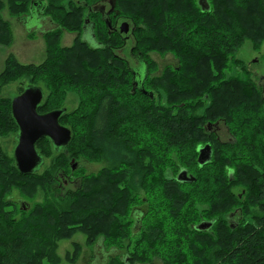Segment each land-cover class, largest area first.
<instances>
[{"label":"trees","instance_id":"16d2710c","mask_svg":"<svg viewBox=\"0 0 264 264\" xmlns=\"http://www.w3.org/2000/svg\"><path fill=\"white\" fill-rule=\"evenodd\" d=\"M93 1L48 0L60 29L45 37L47 58L39 65L9 58L0 74V89L15 79L38 86L42 81L49 92L39 111L66 108L60 96L68 89L81 99L60 117L71 129L69 143L61 149L48 137L37 143L44 160L55 154L43 173H21L0 146V264H58L57 240L77 231L87 234L89 245L112 251L103 264H156L155 257L161 264H264V94L253 76L225 74L230 54L245 39L256 47L264 42L263 0H208L209 10L198 0H117L119 13L135 25L136 49L149 72L144 88L153 97L132 91L128 64L115 54L122 40L109 35L102 21L92 29L99 47L80 36L60 47L62 30L80 32L83 2ZM5 2L16 14L27 11L30 0H0V44L10 45L13 32L1 14ZM151 51L171 52L177 65L150 76ZM161 89L166 103L157 99ZM217 121L229 128L231 141L207 137L203 126ZM10 130H18L11 98L0 95V136ZM206 141L213 156L200 165L197 147ZM175 150L179 158L171 160L168 153ZM72 159L106 165L80 174L75 188L58 193L59 173L75 177L83 170H72ZM182 167L194 181H177ZM211 168L221 190L204 196L200 210L195 200L203 196L191 188L206 183L202 175ZM235 185L244 189L240 196ZM13 188L29 197L41 188L47 198L16 218L17 210H27L10 198ZM233 213L237 225L229 222ZM202 220L214 223L199 230ZM126 239L130 247L123 246ZM79 252L77 245L75 257Z\"/></svg>","mask_w":264,"mask_h":264},{"label":"rangeland","instance_id":"374dc122","mask_svg":"<svg viewBox=\"0 0 264 264\" xmlns=\"http://www.w3.org/2000/svg\"><path fill=\"white\" fill-rule=\"evenodd\" d=\"M264 2V0H263ZM4 18L10 19L11 17L8 14V11L5 10L3 12ZM12 23V29H13V42L10 45H3L0 44V74L2 71H4L7 60L9 58H13L17 60L20 63L23 64H35L39 65L41 64L46 58H47V47H45V42L39 35L38 38L33 33L31 35H26V31L23 29V24L21 22H17L16 24L13 23V19H11ZM27 36V37H26ZM74 34L65 33L62 38L63 44H69L73 39ZM84 37L90 42L95 43L93 37L87 32V34H84ZM29 39V40H28ZM32 39V40H30ZM127 48V50H126ZM123 51V55L127 56L129 59V47H126ZM122 54V53H121ZM231 55V60L229 61V65L225 70L226 76L229 75H239L243 78L255 76L257 75H264V42L261 44V46L256 47L254 45V42L251 39H245L242 45L236 49V51ZM148 59V58H147ZM149 59L152 60L153 66L150 68V76L156 75L162 72L165 67L171 66L174 67L177 65V59L174 57V55L171 52H166L164 54L151 51L149 52ZM256 59V60H255ZM141 64H139L140 72L144 76L146 73V65L143 60H139ZM134 65V63H133ZM156 65V66H155ZM137 69V66L135 67ZM20 80H11L8 83L4 84L0 89V95H3L5 97L13 98L16 96L20 91ZM40 85H43V82H40ZM45 91V97L42 99V102L47 97V94L49 92V89L45 88L44 85L42 86ZM162 96L160 97L157 94L158 101L160 100L163 103H166V96L164 93V90L161 89ZM59 99V96H56ZM61 106L66 107L67 111H74L79 103H80V96L75 90H66L65 93L61 94ZM47 111V110H45ZM196 112L201 113V110H196ZM245 130V129H244ZM16 131L10 130L6 134L0 136V146L2 150L7 153L10 157H13V149L15 145V136ZM229 149H225L224 152L228 153ZM169 151V156H171V160L177 157L179 158V151L176 153ZM187 153V155L191 156L190 151L186 150L183 152V154ZM198 155V154H197ZM230 155V154H229ZM14 158V157H13ZM55 158V154L49 153L45 156V161L41 165V167L38 169L37 173H43L45 170L49 169L53 163V159ZM173 162V161H172ZM81 165L83 167V170L76 174L74 180L75 182H71L67 186H65L63 189L59 187L57 192H64L68 188H75V186L78 184V181L81 176L80 174H89L92 172H97L100 170L104 165H106V162L104 161H87L82 159L81 161L77 162V166ZM179 171H177L175 177L177 176ZM169 173V172H168ZM215 170H209L208 172L203 173V177L209 178L206 183H203L201 180V183L194 188H191V190L194 191V193H197L198 196H203L196 198L195 202L196 205H198V209L202 210V208L205 207L207 202L203 201V199H206V197H211V192L213 193H220V190L218 186L222 184L221 181H217L214 179ZM202 177V178H203ZM62 182V181H61ZM188 188V190H190ZM225 190V189H224ZM233 192H235L237 195L240 196V192L244 191L243 187L240 185H235L232 187ZM143 192V191H142ZM141 192V193H142ZM10 198L19 203V209L21 208L20 204L21 201L26 202L28 204V207L31 205H35L36 203H44L47 195L46 191H44L41 188H38L37 193L33 197L26 196L22 194L18 188H13L11 192ZM201 199L202 201H200ZM28 207H25L27 210ZM12 206H8V209H12ZM24 208V207H23ZM236 208L235 210H237ZM23 209L17 210L14 214L16 218H24L25 213L23 212ZM250 219L249 216L247 218ZM122 221L126 222L127 218L122 217ZM80 246V252L78 257H75V250L76 246ZM128 245V246H127ZM124 247H130L128 244V240H125V243L123 245ZM133 245H131L132 247ZM105 247V246H104ZM108 247V246H107ZM105 247V250L102 245L97 243L96 245H89L87 241V234L82 231L75 232L71 237L69 238H60L56 242V248L55 252L59 257L58 264H103L105 260L107 259L108 255L112 253V251L109 250V248ZM125 251V248L120 250V252L123 254ZM154 261L156 264H161V260L158 257L154 258Z\"/></svg>","mask_w":264,"mask_h":264},{"label":"flooded vegetation","instance_id":"af4514ba","mask_svg":"<svg viewBox=\"0 0 264 264\" xmlns=\"http://www.w3.org/2000/svg\"><path fill=\"white\" fill-rule=\"evenodd\" d=\"M4 1H6V0H4ZM116 1L117 0H94L92 3L83 2V4L87 8V13H86V17L84 18L82 30L80 32H70L67 30H62L59 45H60V47H69L73 44L74 39L77 36H80V38L82 40L87 41L89 46L99 47L101 45L100 40H98L95 37V34L92 32V29L94 28V25L97 24V22L102 21V23L105 25L109 35L113 34L115 36H118L119 39L122 40L121 44H118L116 46L114 45L115 47H119V48L115 49V54L124 57L127 64H128V67L132 73V91L141 90L140 88L142 86L141 82L143 80V75L139 70V68H140L139 64H141L139 62V60L140 59L143 60L142 59L143 56H142L141 52L136 49V45L134 42L135 25L133 24V22L130 19L124 18L123 15H121L119 13V10L117 9V6H116V3H117ZM5 10L8 11L9 16L11 17L10 19L4 18L3 12ZM91 12L98 13L99 15L97 14L96 16L89 17V15H90L89 13H91ZM1 14H2L3 18L10 23L11 29H12V23H11L12 20L11 19H13L14 24H16L17 22H21L23 24V27H24L23 29L26 31V35L29 36L33 33V35L36 36L34 38H38L40 35L41 38L43 39V41L45 42V47H47L46 39H45L46 35L49 32H52L56 29H60V25L55 21V19L52 17V14L48 11V0H30V3L28 5V10L25 12L16 13V14L10 13L8 4H7V2H5V6L3 7ZM90 22H93V23L91 24ZM12 32H13V29H12ZM87 32L93 37V39L95 41L94 44L90 43L84 37V34H87ZM65 33L74 34L73 39L69 44H63L62 43V38H63ZM13 35H14V33H13ZM30 40H32V39H30ZM126 47H129L128 53H129L130 59L127 56L123 55V51ZM126 50H127V48H126ZM133 63H134V65H133ZM145 65H147V64L145 63ZM136 66H137V69L135 68ZM146 71H147V74H149L148 68L146 69ZM253 78L256 81L257 85L261 88V90L264 94V75H257L256 74L255 76H253ZM28 85H30V83L20 80L19 86L22 87V90L19 91V93L17 95L21 94ZM134 87H135V90L133 89ZM44 94H45V91H44ZM11 101H12V99H11ZM37 110H38V108H37ZM48 111H50V110H47V111H39L38 110L39 113H45ZM203 127L207 133L208 138H214L219 142H229L232 139L229 128L224 123H222L220 121H217L214 123L207 122ZM18 130H19V128H18ZM18 130L16 131V134L14 136L16 142H15L14 149H13V157H14L15 146L17 144ZM43 138H41V139H43ZM206 144H210L212 147V143L210 141H206L205 143L198 145V147L205 146ZM198 147H197V149H198ZM212 150H213V148H212ZM212 156H213V153H212ZM198 157H199V151H198L197 159H198ZM74 178H75L74 176L71 177L67 174L59 173V175L57 177L58 188L60 187L61 189H63L65 186H67L71 182H75L76 180H74ZM21 204H22V207H26L27 203L21 201ZM137 216H136V222L134 225L135 227L137 226L138 220H139ZM236 218H237L236 214H234V213L231 214L229 216L230 224L233 225V223H235L237 225L238 223L236 222ZM202 221H209V220H202Z\"/></svg>","mask_w":264,"mask_h":264},{"label":"water","instance_id":"95a60500","mask_svg":"<svg viewBox=\"0 0 264 264\" xmlns=\"http://www.w3.org/2000/svg\"><path fill=\"white\" fill-rule=\"evenodd\" d=\"M198 2L202 10L210 9L208 0H198ZM147 75L146 71L140 89L153 97V92L147 91L144 88V81ZM133 89L135 90V87ZM44 95V90L41 86L31 84L28 85L21 94L14 96L11 101L12 115L19 128L14 158L17 169L24 174L37 171L44 163V158L37 149V142L41 138L48 137L55 148L61 149L69 143L72 137L71 129L60 122V117L66 108L52 109L45 113L38 112L37 108ZM198 151V161L200 165L212 159L213 150L210 144L198 147ZM71 163L72 170H75L77 168V161L72 159ZM232 174V171H230V178H233ZM176 179L179 182H191L195 180V176L189 173L186 168L182 167ZM26 207H28V204H26ZM213 223L214 220L202 221L195 227L199 230H203L210 228Z\"/></svg>","mask_w":264,"mask_h":264}]
</instances>
